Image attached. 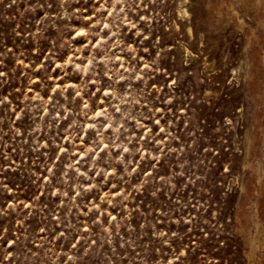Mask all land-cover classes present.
Instances as JSON below:
<instances>
[{
  "label": "rangeland",
  "instance_id": "374dc122",
  "mask_svg": "<svg viewBox=\"0 0 264 264\" xmlns=\"http://www.w3.org/2000/svg\"><path fill=\"white\" fill-rule=\"evenodd\" d=\"M0 264H264V0H0Z\"/></svg>",
  "mask_w": 264,
  "mask_h": 264
}]
</instances>
